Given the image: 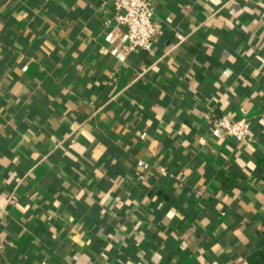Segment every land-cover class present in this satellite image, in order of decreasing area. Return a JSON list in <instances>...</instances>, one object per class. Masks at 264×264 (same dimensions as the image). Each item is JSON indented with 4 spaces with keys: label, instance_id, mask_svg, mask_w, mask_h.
Returning <instances> with one entry per match:
<instances>
[{
    "label": "crops",
    "instance_id": "obj_1",
    "mask_svg": "<svg viewBox=\"0 0 264 264\" xmlns=\"http://www.w3.org/2000/svg\"><path fill=\"white\" fill-rule=\"evenodd\" d=\"M150 3L0 0V264H264V0Z\"/></svg>",
    "mask_w": 264,
    "mask_h": 264
},
{
    "label": "built area",
    "instance_id": "obj_2",
    "mask_svg": "<svg viewBox=\"0 0 264 264\" xmlns=\"http://www.w3.org/2000/svg\"><path fill=\"white\" fill-rule=\"evenodd\" d=\"M114 15L108 23L116 22L126 30V44L123 51L131 54L139 51H150L154 47L155 41L162 36L163 29L153 18V8L150 0H113ZM27 71V67H24ZM216 130H221L226 136L238 141H251V126L246 119L236 120L228 116H219L215 122ZM140 167H145L139 161ZM167 176L166 169L161 170Z\"/></svg>",
    "mask_w": 264,
    "mask_h": 264
},
{
    "label": "trees",
    "instance_id": "obj_3",
    "mask_svg": "<svg viewBox=\"0 0 264 264\" xmlns=\"http://www.w3.org/2000/svg\"><path fill=\"white\" fill-rule=\"evenodd\" d=\"M261 169H262V171L264 172V160L262 161Z\"/></svg>",
    "mask_w": 264,
    "mask_h": 264
}]
</instances>
